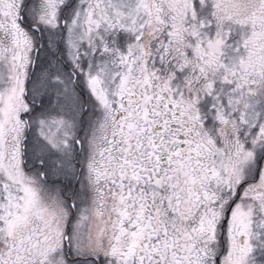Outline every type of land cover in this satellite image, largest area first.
Wrapping results in <instances>:
<instances>
[{
    "label": "snow or ice",
    "instance_id": "obj_1",
    "mask_svg": "<svg viewBox=\"0 0 264 264\" xmlns=\"http://www.w3.org/2000/svg\"><path fill=\"white\" fill-rule=\"evenodd\" d=\"M0 264H264V0H0Z\"/></svg>",
    "mask_w": 264,
    "mask_h": 264
}]
</instances>
